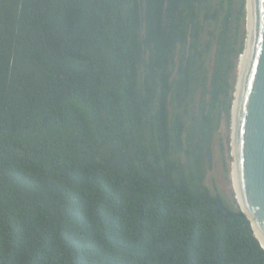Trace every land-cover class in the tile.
<instances>
[{"label":"trees","instance_id":"trees-1","mask_svg":"<svg viewBox=\"0 0 264 264\" xmlns=\"http://www.w3.org/2000/svg\"><path fill=\"white\" fill-rule=\"evenodd\" d=\"M246 0H0V264H264L205 183Z\"/></svg>","mask_w":264,"mask_h":264},{"label":"water","instance_id":"water-1","mask_svg":"<svg viewBox=\"0 0 264 264\" xmlns=\"http://www.w3.org/2000/svg\"><path fill=\"white\" fill-rule=\"evenodd\" d=\"M231 124L238 207L264 249V0H246V42Z\"/></svg>","mask_w":264,"mask_h":264},{"label":"rangeland","instance_id":"rangeland-1","mask_svg":"<svg viewBox=\"0 0 264 264\" xmlns=\"http://www.w3.org/2000/svg\"><path fill=\"white\" fill-rule=\"evenodd\" d=\"M239 64L235 73V84L238 81ZM206 185L214 192L220 193L233 207H238L234 184V155L232 145V124L222 122L214 146L213 166L205 179Z\"/></svg>","mask_w":264,"mask_h":264}]
</instances>
